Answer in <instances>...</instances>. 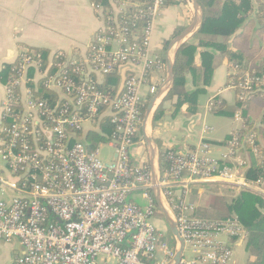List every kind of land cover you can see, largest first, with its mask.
Here are the masks:
<instances>
[{
  "label": "built area",
  "instance_id": "built-area-1",
  "mask_svg": "<svg viewBox=\"0 0 264 264\" xmlns=\"http://www.w3.org/2000/svg\"><path fill=\"white\" fill-rule=\"evenodd\" d=\"M140 4L143 7L133 16L144 19V25L129 18L121 21ZM107 5L93 3L104 26L90 39L85 59L66 60L80 76L78 81L60 71L51 76L37 70L47 88L66 97L65 103L49 105L34 96L27 70L38 66L41 55L26 48L15 60V74L4 83L1 118L12 122L0 137V158L12 176L6 186L15 195L0 198V239L20 243L22 250L13 264H168L175 254L176 238L172 236V244L162 241L154 224L158 209L150 165L142 152L134 153L144 144L139 136L143 88L147 86L150 99L158 86L147 85L148 78L156 73L161 75L159 83L165 78V60L150 50L165 0H108ZM122 69L125 79L117 96L97 88L96 82ZM230 75L235 79L229 78L227 87L239 96L252 90L256 79L248 72L233 65ZM100 116L108 117L113 130L106 142L89 151L70 131L92 129ZM235 118L241 119L239 112ZM41 133L42 145L37 141ZM234 144L235 139L229 141L220 156H214L203 140L185 152L163 150L170 165L160 167L158 184L183 240V252H190V258L183 255L178 264H227L232 249L220 237L246 233L235 218L199 216L198 205L189 199L192 186L198 184L253 190L260 186L259 180L245 181L243 154L233 149ZM103 145L113 149L105 160L98 156ZM253 151H258L255 146Z\"/></svg>",
  "mask_w": 264,
  "mask_h": 264
},
{
  "label": "trees",
  "instance_id": "trees-1",
  "mask_svg": "<svg viewBox=\"0 0 264 264\" xmlns=\"http://www.w3.org/2000/svg\"><path fill=\"white\" fill-rule=\"evenodd\" d=\"M108 8L105 0H95ZM203 8V19L200 27L178 49L174 67L173 87H183L186 83V74L192 76L193 85L196 87L192 91H174L167 94L169 99L175 98L173 106L175 113L181 106L186 105V112L195 114L197 111L198 98L204 93L203 86L210 83L213 69L219 58H226L229 62V68L236 65L244 72H248L254 80L252 90L244 96L239 93L235 95L234 107L230 108L225 102L218 99L214 100L212 110L215 114L232 116L236 109H239L241 116V126L231 135L226 136L223 144L227 145L229 141L235 139L233 149H238L243 154L244 164L241 166L242 176L245 181L264 185V3L259 1L254 6L251 0H197ZM174 3L173 0H165L166 6ZM143 4L133 6L129 11L120 17L121 21L128 18L135 22L137 26L144 25V19L135 18L133 14L135 9L142 8ZM104 16H107L105 13ZM108 21V20H107ZM112 26L113 24H109ZM244 25L242 28L241 26ZM180 30L175 32L178 34ZM233 38L230 43V39ZM165 45H167L165 43ZM166 47V46H165ZM29 52L40 54L38 66L30 67L27 75L32 82L29 84L33 89V94L38 99H44L49 105H54L57 101L65 103L61 93L55 89L47 88L44 85V78H38V71H46L48 75L55 76L66 73L76 81L80 76L73 71V65L67 64L65 56H56L51 54L50 50L45 48L25 47ZM198 48L202 49L199 53L200 65L195 64V55ZM14 63L5 64L0 72L2 82L15 74ZM38 70V71H37ZM36 75V76H35ZM34 81H33V77ZM234 78L235 75L228 76ZM120 76L113 72L104 76L96 86L103 93L115 95ZM257 83V84H255ZM257 85V86H254ZM18 95V87L14 91ZM148 99L144 100L141 107V117L143 118ZM71 106V104L69 103ZM18 108V106H17ZM163 111L156 109L152 116V124L160 119ZM10 118L1 119L0 137L5 136V128L11 124ZM96 125L92 129H74L70 131L72 138H76L85 144L89 151L95 150L97 145L106 142L108 135L112 132L113 126L109 123L107 116H100L96 119ZM70 138V139H72ZM252 140V142L249 141ZM263 139V140H262ZM39 144H44L45 135L41 133ZM257 148L254 153L253 147ZM171 151L175 149L171 148ZM166 151H161L159 156V166L168 167L170 164L165 159ZM24 181V179H22ZM195 189V190H194ZM194 192L198 189L194 188ZM216 211L212 214H205L202 208H197L199 216L211 220L235 218L244 228L247 236V248L255 256L257 264H264V195L254 192L253 189L241 188L236 196L232 197L230 202L220 197L215 202ZM156 214H160L157 210ZM169 244H172L171 236Z\"/></svg>",
  "mask_w": 264,
  "mask_h": 264
},
{
  "label": "crops",
  "instance_id": "crops-1",
  "mask_svg": "<svg viewBox=\"0 0 264 264\" xmlns=\"http://www.w3.org/2000/svg\"><path fill=\"white\" fill-rule=\"evenodd\" d=\"M105 1L107 4L108 0ZM251 1L255 7L259 1L264 3V0ZM95 2V0H0V72L5 64L14 63L19 51L25 47L45 48L50 50L51 54H63L67 60L83 61L87 55L90 39L98 29H102L104 26L103 21L93 10V3ZM173 2L162 10L161 15L154 24L151 36V53L165 60V63L167 53V45L165 43L168 44L169 40L175 36V32L178 30L181 32L190 23L191 15H193L191 14L192 10L189 8L190 4L187 6L182 0H173ZM191 36L188 39H192ZM232 40L233 38L230 39V43ZM201 50L198 48L196 52V65H200L199 53ZM121 72L122 70L118 72L120 80ZM229 74V62L226 58H219L213 69L210 83L202 87L205 90L203 94L206 92L210 93L211 98H214L215 101L218 99L229 104L231 93L235 102L236 92L227 87ZM160 76L157 73L152 75L148 78L147 85L155 84L158 86V90L162 83L157 80ZM164 77H166V72ZM195 88L192 76L187 73L185 85L183 87H173V90L192 91ZM143 93L146 97L145 100L148 99L147 86H144ZM4 96V82L0 78V124ZM167 98L166 96V98L158 101L155 105L154 112L159 108L163 111L160 119L154 125L152 124V118L150 121L151 136L159 156L160 152L165 149L173 148L176 151H188L197 145L200 140L207 142L209 147L213 148V151L217 154L214 156H220L221 153L226 151V147L223 144L224 139L237 128L231 133L224 134V137H219L220 135H217L213 126L208 124L207 127L210 129L208 131L211 134H205L203 128L207 124L205 125V122L201 120L202 116L205 115V111H200L199 98L195 114L187 113L185 104L175 113V108L172 105L175 98ZM208 110L210 112H206L216 116H228L215 114L209 108ZM213 121L217 123L215 120ZM139 136L143 139L142 131H139ZM135 152H142L143 158L150 165L149 152L145 142L143 145H137ZM11 177L10 171L1 160L0 198L8 199L15 195V191L6 186L7 182L12 180ZM255 187L254 192L264 195L263 184H260V186L255 185ZM192 188L194 189L196 186H192ZM197 189L199 190L200 188ZM232 189L234 196L240 191L238 187ZM136 197L141 204H144V200H140L139 196ZM170 236L172 239L171 234ZM220 239L232 249V257L227 264H257L255 256L247 248L246 233L230 238L220 237ZM21 250L18 240L6 242L0 239V264H13V260L20 254ZM183 255L184 252L182 253Z\"/></svg>",
  "mask_w": 264,
  "mask_h": 264
},
{
  "label": "water",
  "instance_id": "water-1",
  "mask_svg": "<svg viewBox=\"0 0 264 264\" xmlns=\"http://www.w3.org/2000/svg\"><path fill=\"white\" fill-rule=\"evenodd\" d=\"M187 1L191 5L192 14H193L192 19L190 23L187 26H185L181 32H179L177 35L171 38V40H169L167 44L166 77L163 83L159 86L158 90L155 92V94L152 97H150V99L148 100L141 123V131L143 134V139L149 152L152 195L154 197V201L158 211L160 212L161 216L166 222L171 235L176 238L178 243L175 254L172 260L168 264H178L179 260L182 257V253L184 250V243L182 238L179 236L176 221L171 214V210L164 196L162 195L158 184L159 173H160L159 154L157 147L151 136L150 121L154 113L156 103L166 98L167 94L173 88V84H174L173 67H174L175 56L178 49L183 43L186 42L188 37L191 36L200 27L202 23L203 10L199 2L197 0H187ZM124 72L125 69H122L121 80L118 85L116 96L120 93L123 87V82L125 79Z\"/></svg>",
  "mask_w": 264,
  "mask_h": 264
},
{
  "label": "rangeland",
  "instance_id": "rangeland-1",
  "mask_svg": "<svg viewBox=\"0 0 264 264\" xmlns=\"http://www.w3.org/2000/svg\"><path fill=\"white\" fill-rule=\"evenodd\" d=\"M182 2L186 3L187 6H189V3L187 0H182ZM191 9V5L189 6ZM192 10V9H191ZM192 14V13H191ZM192 17V15H191ZM175 90V89H174ZM235 94V93H234ZM232 95L230 93V103L227 104L228 107L232 108L234 107V100L232 99ZM169 99V98H167ZM214 102V98H211L210 93L202 94L199 97V104H200V111H205V115L202 116L201 120L202 122H205V125L208 126L212 125L215 129L217 135H220L219 137H224L226 133H231L235 128H239L241 126L242 120L235 118V113L239 111V109L235 110L234 115L231 116H216L213 115L208 110V104ZM206 109V110H205ZM209 111V112H206ZM213 120H215L217 123H215ZM210 129L205 130V134L209 133L208 131ZM141 131V130H140ZM208 131V132H207ZM213 132V131H212ZM211 134V133H209ZM210 151L213 155L215 154V151H213V148H210ZM113 152V149L107 145H103L99 148L98 156L102 159H107L110 153ZM1 162V158H0ZM196 188H200L202 190H197L194 192V190L191 192L189 199L191 201H194L199 208H202L205 211V214H212L216 211L215 202L220 198L223 197L227 202H230L232 200V197L234 196V191L232 189V186H228L225 183H213V184H198L196 185ZM139 202V200H137ZM154 224L158 228L159 233L161 234V239L164 242L169 243L170 238V231L169 228L164 221L161 214L155 215L154 217ZM224 236H221V238ZM185 258H190V252L188 249L184 252Z\"/></svg>",
  "mask_w": 264,
  "mask_h": 264
}]
</instances>
